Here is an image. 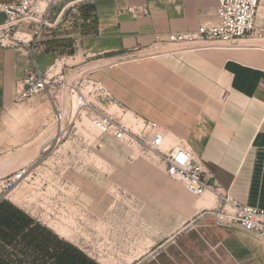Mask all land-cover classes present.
Segmentation results:
<instances>
[{
	"label": "crops",
	"instance_id": "0c3cea01",
	"mask_svg": "<svg viewBox=\"0 0 264 264\" xmlns=\"http://www.w3.org/2000/svg\"><path fill=\"white\" fill-rule=\"evenodd\" d=\"M218 4L219 0H91L86 26L68 35V54L59 55L45 43L0 46V152L16 144L6 120L42 122L53 104L52 90L17 101L29 70L37 67L63 78L73 71L94 70L96 81L129 112L167 130L165 149L185 141L203 162L209 183L217 180L242 203L264 209V40L257 46L243 40L238 46L189 51L157 37L166 39L171 33L193 32L202 23H213ZM130 8H145L146 13L134 17ZM5 20L0 11V25ZM256 25L264 28V0ZM19 102L28 104L26 109L17 108ZM43 149L40 144L29 153ZM35 158H26L17 169ZM189 196L188 215L181 225L136 264H264L263 240L217 223L213 194ZM56 231L67 237L63 229ZM63 237L49 234L21 210L0 207V264H97L69 248ZM15 238L23 245L14 244Z\"/></svg>",
	"mask_w": 264,
	"mask_h": 264
},
{
	"label": "rangeland",
	"instance_id": "374dc122",
	"mask_svg": "<svg viewBox=\"0 0 264 264\" xmlns=\"http://www.w3.org/2000/svg\"><path fill=\"white\" fill-rule=\"evenodd\" d=\"M90 1L59 0L51 17L58 23L44 29L38 44L57 49L59 55L68 54V35L80 25L86 26L84 16ZM93 72L73 71L52 87L53 107L43 113L42 122L23 117L6 120L5 127L16 144L0 152L4 165L0 175L17 170L35 156L27 165L39 167L0 200V207L21 210L32 223L58 239L63 236L56 229H63L67 236L64 243L97 264H136L181 225L192 197L179 181L165 174L158 158L137 152L111 136L99 135L85 116L78 115L66 83L84 76L95 79ZM55 102L60 103L65 116V133L60 141L54 138L59 127ZM19 103L17 108L28 106ZM134 117L129 112L128 122L132 123ZM40 144L48 149L29 153ZM47 187L55 192L49 198L43 194ZM15 240L18 243L14 244L23 245L20 238Z\"/></svg>",
	"mask_w": 264,
	"mask_h": 264
},
{
	"label": "built area",
	"instance_id": "2783aa9c",
	"mask_svg": "<svg viewBox=\"0 0 264 264\" xmlns=\"http://www.w3.org/2000/svg\"><path fill=\"white\" fill-rule=\"evenodd\" d=\"M58 1L11 0L1 3L0 11L6 14V20L0 25V46H36L44 29L58 23L51 21ZM260 4L261 0H219L213 23H202L193 32L171 33L166 39L157 36L158 40L175 46L177 50L189 51L238 46L243 40L252 41L249 44L257 46L256 43L264 40V28L256 25ZM128 12L136 17L146 13V9L130 8ZM63 79L62 75L42 72L34 67L26 73L17 101L52 90ZM66 86L78 115L85 116L99 135L111 136L142 154H152L161 162L165 174L179 181L189 194L195 197L213 194L217 205L212 212L219 225L240 229L264 241V209L242 203L217 180L209 183L203 162L185 141L181 140L164 150L167 130L135 114L133 122L129 123V111L99 81L84 76L76 82L66 83ZM55 118L59 127L54 138L60 141L65 133L62 108H56ZM47 149L48 146L43 151ZM38 167L25 165L4 175L1 178L0 200L32 176ZM48 187L43 194L49 198L55 192Z\"/></svg>",
	"mask_w": 264,
	"mask_h": 264
},
{
	"label": "bare ground",
	"instance_id": "6f19581e",
	"mask_svg": "<svg viewBox=\"0 0 264 264\" xmlns=\"http://www.w3.org/2000/svg\"><path fill=\"white\" fill-rule=\"evenodd\" d=\"M11 192V191H10Z\"/></svg>",
	"mask_w": 264,
	"mask_h": 264
}]
</instances>
